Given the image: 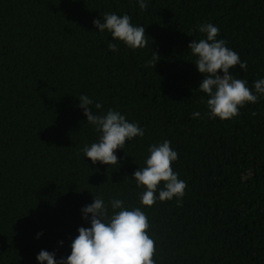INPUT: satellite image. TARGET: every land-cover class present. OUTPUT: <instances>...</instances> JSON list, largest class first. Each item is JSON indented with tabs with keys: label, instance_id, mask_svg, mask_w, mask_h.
I'll return each instance as SVG.
<instances>
[{
	"label": "trees",
	"instance_id": "trees-1",
	"mask_svg": "<svg viewBox=\"0 0 264 264\" xmlns=\"http://www.w3.org/2000/svg\"><path fill=\"white\" fill-rule=\"evenodd\" d=\"M145 3L141 10L138 0H0V264H39L41 250L66 258L78 229L91 227L82 209L94 196L146 213L155 264H264V95L230 120L209 118L188 47L206 38L198 25L218 27L217 39L248 64L232 69L234 78L255 94L254 82L264 79V0ZM104 13L144 27L146 47L100 33L93 21ZM154 51L156 67L148 64ZM81 95L96 114L111 108L144 129L116 150L117 164L85 157L100 134L79 107ZM165 140L187 187L182 198H157L148 208L133 174Z\"/></svg>",
	"mask_w": 264,
	"mask_h": 264
},
{
	"label": "clouds",
	"instance_id": "clouds-1",
	"mask_svg": "<svg viewBox=\"0 0 264 264\" xmlns=\"http://www.w3.org/2000/svg\"><path fill=\"white\" fill-rule=\"evenodd\" d=\"M138 3L141 10L147 9L145 0H138ZM93 23L100 33L107 30L114 41L123 42L130 49H141L147 45L145 28L134 26L127 14L104 13ZM198 29L206 34V38L193 40L188 47L196 58L194 64L204 77L198 89L209 97L206 101L207 115L230 120L239 115L241 107L256 103L258 97L264 95V79L254 82V94L246 81L234 78L231 70L239 65L240 69L247 71L248 64L247 61L241 62L239 54L228 48L223 39H217L219 28L208 23L198 25ZM107 47L110 51H118L117 43H109ZM159 57L154 51L149 66L156 67ZM78 98L87 123L100 134L97 142L83 148L85 157L93 164H117L116 150L124 149L126 142L138 136L143 137L144 129L111 108L106 114H96L91 107L94 101L88 95ZM102 107V103H95L96 109ZM200 116L199 112L193 113L194 118ZM149 152L146 166L139 167L133 174L137 187L145 189L140 195L141 205L150 208L157 198L161 202L182 198L187 185L172 169L178 153L171 148V142L165 140L159 145L154 144ZM161 182L163 188L159 189L157 197ZM82 213L86 221L90 217L91 227L78 229L79 235L71 243V254L57 260L54 252L41 250L37 256L39 264H155V241L148 234V216L141 208L129 210L120 199L106 203L102 197L94 196V202L85 206Z\"/></svg>",
	"mask_w": 264,
	"mask_h": 264
}]
</instances>
